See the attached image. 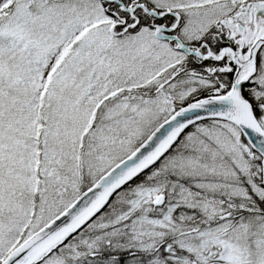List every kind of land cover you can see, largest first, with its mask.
I'll return each instance as SVG.
<instances>
[{"label": "snow or ice", "instance_id": "obj_1", "mask_svg": "<svg viewBox=\"0 0 264 264\" xmlns=\"http://www.w3.org/2000/svg\"><path fill=\"white\" fill-rule=\"evenodd\" d=\"M0 264H264V0H0Z\"/></svg>", "mask_w": 264, "mask_h": 264}]
</instances>
